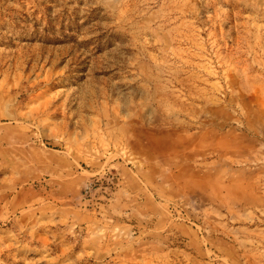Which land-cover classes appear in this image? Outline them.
Segmentation results:
<instances>
[{
	"label": "rangeland",
	"instance_id": "rangeland-1",
	"mask_svg": "<svg viewBox=\"0 0 264 264\" xmlns=\"http://www.w3.org/2000/svg\"><path fill=\"white\" fill-rule=\"evenodd\" d=\"M0 264H264V0H0Z\"/></svg>",
	"mask_w": 264,
	"mask_h": 264
},
{
	"label": "crops",
	"instance_id": "crops-1",
	"mask_svg": "<svg viewBox=\"0 0 264 264\" xmlns=\"http://www.w3.org/2000/svg\"><path fill=\"white\" fill-rule=\"evenodd\" d=\"M129 182H130V183H132V182H133V180L130 178V179H129Z\"/></svg>",
	"mask_w": 264,
	"mask_h": 264
}]
</instances>
